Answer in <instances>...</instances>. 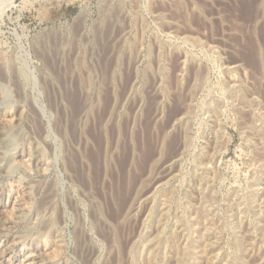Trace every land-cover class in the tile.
I'll list each match as a JSON object with an SVG mask.
<instances>
[{
	"label": "rangeland",
	"instance_id": "1",
	"mask_svg": "<svg viewBox=\"0 0 264 264\" xmlns=\"http://www.w3.org/2000/svg\"><path fill=\"white\" fill-rule=\"evenodd\" d=\"M0 73V264H264V0H0Z\"/></svg>",
	"mask_w": 264,
	"mask_h": 264
},
{
	"label": "bare ground",
	"instance_id": "2",
	"mask_svg": "<svg viewBox=\"0 0 264 264\" xmlns=\"http://www.w3.org/2000/svg\"><path fill=\"white\" fill-rule=\"evenodd\" d=\"M99 39H100V38H99ZM0 74H1V73H0ZM83 86H84V85H83ZM81 87H82V86H81ZM87 88H88V87H87ZM84 89H85V88H84ZM71 97H72V94H71ZM71 99H72V98H71ZM245 99H246V98H245ZM245 99H244V100H245ZM75 101H76V100H75ZM18 106H19V105H18ZM21 109H22V108H21ZM15 112H17V115H20V114H21V110H20V108L18 107L17 111H15ZM93 119H95V118H93ZM100 120H101V119H100ZM94 126H95V125H94ZM104 127H105V126H104ZM94 129H95V128H94ZM122 129H123V128H122ZM92 133H93V132H92ZM104 136H105V135H104ZM141 136H142V135H141ZM142 140H143V139H142ZM133 141H134V140H133ZM118 144H119V143H118ZM135 144H136V143H135ZM143 145H144V144H143ZM150 147H151V146H150ZM134 148H135V147H134ZM134 148H133V149H134ZM145 149H146V148H145ZM145 149H144V150H145ZM135 150H137V149H135ZM144 150H143V151H144ZM149 151H150V150H149ZM141 152H142V151H141ZM145 152H146V151H145ZM149 153H150V152H149ZM89 154H90V153H89ZM150 154H151V153H150ZM86 155H87L86 158L88 159V153H86ZM27 156H28V155H27ZM143 156H145V155H142V157H143ZM90 157H91V159H92V155H91ZM117 157H118V155H117ZM133 157H134V156H133ZM20 158H21V157H20ZM23 158H24V157H23ZM68 158H70V157H68ZM68 158H67V159H68ZM84 158H85V157H84ZM110 158H111V157H110ZM70 159H72V156H71ZM73 159H74V158H73ZM110 160H111V159H110ZM118 160H119V159H118ZM68 161H70V160L68 159ZM68 161H67V164H68V166H70L69 164H70L72 161H70V163H69ZM111 161H112V160H111ZM114 161H115V160H114ZM133 162H135V161H133ZM113 163H114V162H113ZM131 163H132V162H131ZM73 164H74V163H73ZM114 164H115V163H114ZM133 164H134V163H133ZM151 164H152V163H151ZM71 165H72V164H71ZM74 165H75V164H74ZM132 167H135V166L132 165ZM97 168H98V167H97ZM95 169H96V167H95ZM128 169H129V168H128ZM133 169H134V168H133ZM138 170H139V169H138ZM97 171H98V170H97ZM139 171H140V170H139ZM118 172H119V171H118ZM128 172L130 173L131 171L129 170ZM135 173H136V172H135ZM117 174H118V173H117ZM117 174H116V175H117ZM122 174H123V173H122ZM127 174H128V173H127ZM130 174H131V173H130ZM137 174H139V173H137ZM132 175H134V174H132ZM129 178H130V176H129ZM118 180H119V178H118ZM141 181H142V180H141ZM144 181H145V180H143V182H141V183H144ZM152 181H153V180H152ZM132 183H133V182H132ZM119 184H120V182H117V181H116V182H115V186H114L113 188H116V186L119 187ZM124 184H125V182H124ZM129 184H130V182H129ZM129 184L127 183L128 187L130 186ZM141 185H142V184H141ZM124 186H125V185H124ZM124 186H123V187H124ZM138 187H139V186H138ZM139 188H140V187H139ZM139 188H138V189H139ZM138 189H137V191H138ZM140 189H141V188H140ZM127 190H128V189H127ZM125 191H126V190H125ZM118 192H119V191H117L116 193H118ZM127 192H128V191H127ZM120 194L122 195V193L119 192L118 195H116V197L113 196V197H114L113 200H114L115 205H116L117 201H119L118 199L120 198ZM117 196H118V197H117ZM140 196H141V195H140ZM136 197H137V196H136ZM136 197L133 198V200L131 201V203H130V205L128 206V208H129V207H130V208H131V207H134L133 203H135ZM138 199H140V198H138ZM112 202H113V201H112ZM119 202H120V201H119ZM137 202H138V201H137ZM0 203H1V207H0V221H1L2 218H3L2 216L4 215V208H3V207H5V203H6V202L4 203V201L1 200ZM118 204H119V203H118ZM132 205H133V206H132ZM117 206H118V205H117ZM130 208H129V209H130ZM126 211H127V210H126ZM128 211H129V210H128ZM128 211H127V214L130 213V212H128ZM131 211H132V209H131ZM164 213H165V212H164ZM125 214H126V213H125ZM160 226H161V225H160ZM171 232H172V231H171ZM173 241H174V240H173ZM163 243H164V242H163ZM203 243H204V242H203ZM174 245H175V244H174ZM155 246H156V245H155ZM0 247H1V246H0ZM247 248H248V247H247ZM206 249H207V248H206ZM3 252H5V251H1V249H0V263H1V258H3V257H2V256H3V255H2ZM148 255H149V254H148ZM154 255H155V254H154ZM204 255H205V254H204ZM213 255H214V254H213ZM151 257H152V256H151ZM180 258H181V257H180ZM210 260H211V258H210ZM151 261H152V260H151ZM207 261H208V260H207ZM163 262H164V260H163ZM209 262H210V261H209ZM151 263H152V262H151ZM152 264H153V263H152ZM161 264H163V263H161Z\"/></svg>",
	"mask_w": 264,
	"mask_h": 264
}]
</instances>
